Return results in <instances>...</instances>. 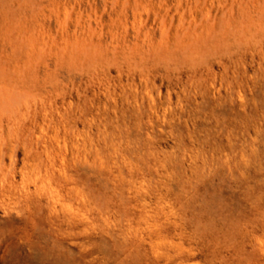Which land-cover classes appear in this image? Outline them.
Listing matches in <instances>:
<instances>
[{
    "label": "rangeland",
    "instance_id": "rangeland-1",
    "mask_svg": "<svg viewBox=\"0 0 264 264\" xmlns=\"http://www.w3.org/2000/svg\"><path fill=\"white\" fill-rule=\"evenodd\" d=\"M0 264H264V0H0Z\"/></svg>",
    "mask_w": 264,
    "mask_h": 264
}]
</instances>
